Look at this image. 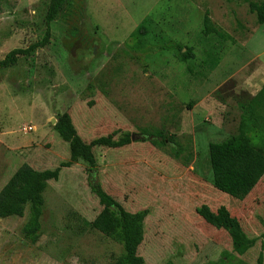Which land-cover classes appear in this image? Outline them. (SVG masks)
I'll use <instances>...</instances> for the list:
<instances>
[{
	"label": "rangeland",
	"instance_id": "rangeland-1",
	"mask_svg": "<svg viewBox=\"0 0 264 264\" xmlns=\"http://www.w3.org/2000/svg\"><path fill=\"white\" fill-rule=\"evenodd\" d=\"M250 2L264 0H66L49 42L0 71V189L23 163L42 171L69 160V142L49 124L58 115L86 144L124 133L131 141L93 147L92 175L79 159L48 182L33 242L23 235L28 205L0 218V264H114L121 245L89 225L102 209L92 183L145 212L144 264H264V175L238 200L213 187L208 156L263 85L253 82L264 74L252 52L264 55V24ZM47 3L0 0V60L42 39ZM205 13L228 38L201 35ZM139 25L147 30L134 39ZM177 43L194 58L180 59ZM201 205L238 220L244 254L196 213Z\"/></svg>",
	"mask_w": 264,
	"mask_h": 264
},
{
	"label": "trees",
	"instance_id": "trees-1",
	"mask_svg": "<svg viewBox=\"0 0 264 264\" xmlns=\"http://www.w3.org/2000/svg\"><path fill=\"white\" fill-rule=\"evenodd\" d=\"M66 0H48L44 17L45 33L41 40L31 46L10 50L0 60V71L16 64L20 56H26L49 42L50 23L63 8ZM249 10L256 15L258 25L264 24V3H249ZM146 28L139 25L131 34L137 38L139 31ZM201 35H216L225 40L228 35L220 32L211 22L209 15L204 14ZM183 61L194 58L193 48L187 45H175ZM185 52H181L182 49ZM215 66V65H214ZM235 133L230 134L220 143L208 144L209 166L212 185L215 189L238 200L244 199L264 175V85L244 105ZM53 129L60 138L69 142L70 157L53 170L38 171L26 163L21 164L0 189V218L12 215L21 216L26 205L29 218L23 227L24 238L33 242L40 231V214L43 206L42 193L49 181H56L62 168H69L79 159L87 164L90 175L96 170L97 160L92 151L95 146L121 148L130 143L128 133L114 139L111 136L99 137L89 144L84 143L74 129L67 114L58 115ZM91 190L97 197L102 209L89 223L90 227L119 243L122 255L114 264H144L137 254L143 240V220L145 212L130 213L123 209L109 196L99 183H92ZM196 213L209 225L228 232L234 252L244 254L250 242L242 231L235 217H232L225 206L212 211L201 205ZM260 264V262H259Z\"/></svg>",
	"mask_w": 264,
	"mask_h": 264
},
{
	"label": "crops",
	"instance_id": "crops-1",
	"mask_svg": "<svg viewBox=\"0 0 264 264\" xmlns=\"http://www.w3.org/2000/svg\"><path fill=\"white\" fill-rule=\"evenodd\" d=\"M252 54L256 57V58H258V60H259V62H260V64H261V67H262V71H263V74H264V55H262V52L261 51H259V52H252ZM255 77L253 78V82H255V81H258V80H262L263 81V85H264V77H263V79H262V77L260 76V75H254ZM262 85V86H263Z\"/></svg>",
	"mask_w": 264,
	"mask_h": 264
},
{
	"label": "water",
	"instance_id": "water-1",
	"mask_svg": "<svg viewBox=\"0 0 264 264\" xmlns=\"http://www.w3.org/2000/svg\"><path fill=\"white\" fill-rule=\"evenodd\" d=\"M56 119H54V118H52V119H50L49 120V124L51 125V126H54L55 124H56Z\"/></svg>",
	"mask_w": 264,
	"mask_h": 264
},
{
	"label": "built area",
	"instance_id": "built-area-1",
	"mask_svg": "<svg viewBox=\"0 0 264 264\" xmlns=\"http://www.w3.org/2000/svg\"><path fill=\"white\" fill-rule=\"evenodd\" d=\"M28 130H32V127H28Z\"/></svg>",
	"mask_w": 264,
	"mask_h": 264
}]
</instances>
